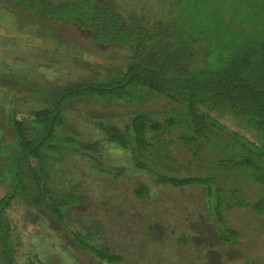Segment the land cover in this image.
I'll return each mask as SVG.
<instances>
[{
	"label": "trees",
	"instance_id": "1",
	"mask_svg": "<svg viewBox=\"0 0 264 264\" xmlns=\"http://www.w3.org/2000/svg\"><path fill=\"white\" fill-rule=\"evenodd\" d=\"M1 15L53 49L110 65L60 54L57 62L0 60V264L19 258L14 202L62 234L77 264H217L219 248L235 251L251 233L263 248L237 264H264V0H0ZM155 98L164 110L142 107ZM118 105L134 106L123 123L114 120L123 116L112 112ZM113 146L127 157L108 161ZM191 187L201 189L204 209L176 235V248L173 230L152 220L112 246L99 210L130 217L131 200L144 208L153 191ZM146 210L141 216L153 214ZM234 210L262 223L236 226L227 218ZM36 237L43 264H73L55 251L56 239Z\"/></svg>",
	"mask_w": 264,
	"mask_h": 264
},
{
	"label": "rangeland",
	"instance_id": "2",
	"mask_svg": "<svg viewBox=\"0 0 264 264\" xmlns=\"http://www.w3.org/2000/svg\"><path fill=\"white\" fill-rule=\"evenodd\" d=\"M133 6V3H131ZM143 5L142 3H138V6ZM148 8H151V5H146ZM3 16V17H1ZM0 16V60L2 62H10L14 59H23L26 57H32V60H35V57L38 60H41V62H45V58H50L53 61H56V55H64L65 56H74L76 58H80L84 62H87L88 64H85L87 66L93 65V66H99V64H108L105 61V58L99 57L98 54H92L88 53L84 50L63 46V47H57V49H53L52 45H54L51 41H48V39L44 40L42 38H38L35 36H31L27 33H20L16 31L13 24H6L4 20L7 19L4 17V15ZM5 18V19H4ZM3 21V23H2ZM78 37V40L80 42L81 46L86 47L87 49L90 48L89 45H87L88 40H82L80 36ZM84 44V45H83ZM67 54H64V53ZM41 53L44 54V56L41 55ZM115 55L121 56V53H113ZM34 56V57H33ZM63 59V60H64ZM25 60V59H24ZM27 61V59H26ZM81 65V64H80ZM83 65V64H82ZM77 74V73H76ZM82 75H85V73L81 72ZM73 75V74H72ZM164 101L162 99H154L151 103L148 102L147 104H143V108H152V109H161L164 110ZM134 108V106L125 105L121 106L118 105L117 108L112 109V112L114 113H120L123 114L122 118H114V120H117L118 123L128 120L129 119V112ZM128 113V114H126ZM225 123L233 129H236L240 132H246L241 127H236L235 123L231 122L230 120H225ZM96 132L93 130L89 132V138H94L96 136ZM86 136L85 134H83ZM114 150L110 153H107V160H111L110 162L114 161V163H118L121 159H125L126 153L124 151L118 150L115 146L112 147ZM112 150V149H110ZM108 150V152L110 151ZM249 189V186H248ZM254 186L250 187L249 192L254 191ZM120 190V189H119ZM4 191L0 187V197L3 195ZM121 193V192H118ZM118 200L120 199H126L125 196H117ZM154 199V200H153ZM126 204V203H125ZM124 204V205H125ZM127 205L129 207L133 206L132 213L130 217L124 216L120 212H110L108 213L109 216H107L104 211L99 210L98 211V217L106 224L109 225V228H111L110 235L112 236L113 240L117 242L116 245H112L116 250L119 248H122L121 241L125 236V232L127 231H134V230H141V226L148 224L149 220L155 221L157 224L161 226H168L169 229L173 230V235L168 238V242L172 244V246H175L173 248H176V235L181 231L182 228L190 226L189 222L190 220H194L197 214H201L204 209V203H203V196L202 191L198 187H191L187 189H181V190H174L170 188H160L159 190L153 191L152 193V199L151 204L146 205L144 208L145 210H141L144 208H141L140 204L137 201L131 200L127 202ZM122 206V204H120ZM146 209L150 210L153 214L151 216H141ZM140 211L138 214L137 212ZM149 211V212H150ZM117 213V214H116ZM137 214V215H136ZM196 214V215H195ZM9 219L13 228V237L14 241L16 243V249H17V257L19 256L17 260V264H25L28 262L27 260H32L34 264H43L41 260V255L35 249L34 245L37 243L40 238L36 237V235H41L42 239L45 240V245H48L52 242L53 238L57 240L55 244H53V248L57 252H63L61 254H66V256L71 255V260H73V264L75 263V260L78 261L79 258L77 256L75 249L73 248V251L65 253L64 246L68 245V241H66L65 237L56 231L54 228H49L47 225L43 224H37V218L32 213H29L25 211L23 206H21L19 203L14 202L10 209L8 210ZM227 218L236 226L240 227H246L249 226L250 222L252 221L251 218H253V221H256L258 223H262V220L249 215L248 212L242 211V210H234L227 214ZM126 219V223H125ZM249 219V220H247ZM115 221V224L113 223ZM127 221H129L127 223ZM125 223V224H124ZM130 223V224H129ZM153 225V224H151ZM264 229V228H263ZM262 229V230H263ZM258 234L261 231H257ZM141 233V232H140ZM137 234V232H136ZM260 236V235H259ZM128 238V237H126ZM254 235L251 234H244L241 241L239 242L238 247L234 248L235 251H230L231 249L221 247L219 248V257H218V263L217 264H237L240 262L238 259L240 257H246V256H258L263 248V242L258 239L257 244H253ZM128 241H125V244H127ZM19 244V245H18ZM257 245V246H256ZM117 247V248H116ZM126 248V247H125ZM167 247H163L161 251H166ZM209 248V247H208ZM194 249V248H193ZM134 249L131 247L130 249L127 248V251L129 252V255L134 254ZM204 249L199 248L198 250L194 249V252H202ZM231 252H234L231 255ZM38 254V255H37ZM37 256V258L35 257ZM40 255V256H39ZM236 256V257H235ZM69 257V256H68ZM231 258H237V260H232ZM232 261V262H230ZM209 263V262H208ZM70 264V263H69ZM90 264V263H89ZM142 264V263H139ZM211 264V263H209Z\"/></svg>",
	"mask_w": 264,
	"mask_h": 264
}]
</instances>
